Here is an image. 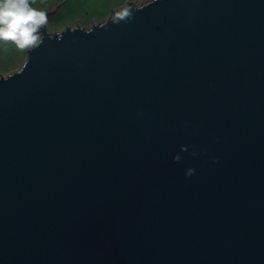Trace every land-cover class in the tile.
Masks as SVG:
<instances>
[{
	"label": "water",
	"instance_id": "1",
	"mask_svg": "<svg viewBox=\"0 0 264 264\" xmlns=\"http://www.w3.org/2000/svg\"><path fill=\"white\" fill-rule=\"evenodd\" d=\"M0 74V264H264V0H144Z\"/></svg>",
	"mask_w": 264,
	"mask_h": 264
},
{
	"label": "crops",
	"instance_id": "2",
	"mask_svg": "<svg viewBox=\"0 0 264 264\" xmlns=\"http://www.w3.org/2000/svg\"><path fill=\"white\" fill-rule=\"evenodd\" d=\"M128 1L139 3L144 0H28L34 10L44 14L46 17L44 23L50 31H58L65 25L79 24L87 27L93 22L104 20L111 10L125 5ZM36 29L38 37V27ZM3 39L0 38V59L3 55L1 44ZM30 44L23 48H27Z\"/></svg>",
	"mask_w": 264,
	"mask_h": 264
},
{
	"label": "clouds",
	"instance_id": "3",
	"mask_svg": "<svg viewBox=\"0 0 264 264\" xmlns=\"http://www.w3.org/2000/svg\"><path fill=\"white\" fill-rule=\"evenodd\" d=\"M45 19L28 0H0V38L13 39L21 47L37 41L34 32Z\"/></svg>",
	"mask_w": 264,
	"mask_h": 264
},
{
	"label": "rangeland",
	"instance_id": "4",
	"mask_svg": "<svg viewBox=\"0 0 264 264\" xmlns=\"http://www.w3.org/2000/svg\"><path fill=\"white\" fill-rule=\"evenodd\" d=\"M36 30L34 35L37 33ZM1 44L3 45V55L0 59V74L5 75L19 68L26 56V53L24 54V51L26 52V47L23 48L19 46L16 41L10 38H4Z\"/></svg>",
	"mask_w": 264,
	"mask_h": 264
}]
</instances>
